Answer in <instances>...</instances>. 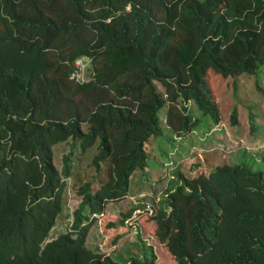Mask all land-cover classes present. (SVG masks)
I'll use <instances>...</instances> for the list:
<instances>
[{
  "label": "trees",
  "instance_id": "trees-1",
  "mask_svg": "<svg viewBox=\"0 0 264 264\" xmlns=\"http://www.w3.org/2000/svg\"><path fill=\"white\" fill-rule=\"evenodd\" d=\"M261 67L264 0H0V264H119L89 248L86 233L135 170L148 176L145 145L166 133L160 111L194 101L200 117H169L178 135L205 115L217 121L209 71L255 76ZM75 69L89 78L71 82ZM63 141L70 150L56 166ZM90 147L95 172L76 188L72 224L46 240L75 152ZM203 172L168 189L150 218L158 238L176 264H264L262 170L240 161ZM148 248L131 263L157 264Z\"/></svg>",
  "mask_w": 264,
  "mask_h": 264
},
{
  "label": "rangeland",
  "instance_id": "rangeland-1",
  "mask_svg": "<svg viewBox=\"0 0 264 264\" xmlns=\"http://www.w3.org/2000/svg\"><path fill=\"white\" fill-rule=\"evenodd\" d=\"M80 61L76 60L78 69L83 66ZM69 77L73 83L77 78H89L88 74L81 76L77 69L70 72ZM208 78L211 89L217 94L214 98L219 108L218 120L213 121L205 115L203 125L196 122L191 130L178 135L177 129L167 127L170 115H175L177 120L179 112L200 117L201 111L192 99L183 103L187 108L185 110L181 101L174 106L168 100V111H160L165 137L161 142L156 138L145 145L152 153L148 159L150 167L146 168L148 176L144 177L145 170H135L130 175L128 192L120 199L108 201L95 218L90 215L92 220L85 237L89 248L101 251L119 264H132L131 255L141 256L144 251L149 253L148 247H151L157 264H176L173 254L168 250V241L158 238L156 224L150 218L162 205L168 189L178 180V175L192 177L202 171L205 173L216 164L240 161L260 168L264 175V67L255 76L240 74L227 78H221L210 70ZM257 82L260 88L255 86ZM235 96L237 116L231 122L229 114L231 105L236 102ZM167 136H171V139L167 140ZM91 148L83 153L75 152L77 161L72 175L67 178L62 208L50 230V238L70 227L73 210L81 198L76 188L83 180L94 175V167L90 162L93 153ZM69 150V141L53 146V162L56 166H60L63 155ZM126 211H130V214L125 218V224L113 225L116 217ZM103 223L109 227H104Z\"/></svg>",
  "mask_w": 264,
  "mask_h": 264
},
{
  "label": "clouds",
  "instance_id": "clouds-1",
  "mask_svg": "<svg viewBox=\"0 0 264 264\" xmlns=\"http://www.w3.org/2000/svg\"><path fill=\"white\" fill-rule=\"evenodd\" d=\"M191 129H192V128H191ZM62 204H63V203H62ZM61 208H62V207H61ZM59 212H60V211H59ZM59 212H58L57 215L55 216V219H56V217L58 216ZM99 213H100V212H99ZM99 213H93L92 215H98ZM72 220H73V218H72ZM124 220H125V219H124ZM54 224H55V221H54ZM54 224H53V225H54ZM71 224H72V222H71ZM71 224H70V226H71ZM124 224H125V222H124L122 225H124ZM53 225H52V226H53ZM52 226H51V228H52ZM51 228H50V230H51ZM67 230H69V228H68ZM67 230H66V231H67ZM63 232H64V231H63ZM49 234H50V231H49V233H48V236H49ZM58 234H59V233H58ZM56 235H57V234H56ZM56 235H54V236H52V237H55ZM48 236H47L46 240H47V239H50V237H48ZM52 237H51V238H52Z\"/></svg>",
  "mask_w": 264,
  "mask_h": 264
}]
</instances>
